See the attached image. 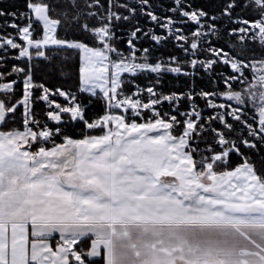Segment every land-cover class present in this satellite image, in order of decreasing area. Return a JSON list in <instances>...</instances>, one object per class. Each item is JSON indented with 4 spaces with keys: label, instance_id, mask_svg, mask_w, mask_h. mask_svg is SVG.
<instances>
[{
    "label": "snow or ice",
    "instance_id": "1",
    "mask_svg": "<svg viewBox=\"0 0 264 264\" xmlns=\"http://www.w3.org/2000/svg\"><path fill=\"white\" fill-rule=\"evenodd\" d=\"M0 53V264H264V0H23Z\"/></svg>",
    "mask_w": 264,
    "mask_h": 264
},
{
    "label": "trees",
    "instance_id": "2",
    "mask_svg": "<svg viewBox=\"0 0 264 264\" xmlns=\"http://www.w3.org/2000/svg\"><path fill=\"white\" fill-rule=\"evenodd\" d=\"M210 2L214 3L215 0H195V3L204 4L205 6H208V4ZM22 3H23V0H0V6H7V5H18V6H20V5H22ZM170 48H171V44L168 45L167 49L162 48L161 50L167 51ZM0 54H2V53H0ZM67 66H68V72L66 73V76L68 77L69 82H71V80L73 79L72 70L74 67L78 66V54H76L75 56L72 53L68 54ZM136 79H137L138 83H140L141 85L146 87L147 86V80L151 79V77H146V76L141 75V76H137ZM61 82H63L62 79H55V80L50 81V83H61ZM186 83H187V81L184 79L183 76L176 77L173 74L166 75L164 77V80H163V86H164L165 90H168V89H181L182 90L181 86L186 84ZM198 83H199V81H198ZM203 84L207 85L208 81L207 80L203 81ZM86 97H87V94H86ZM41 107H42V105H37L38 110ZM100 111H102V106H101L100 102L97 101L93 104L92 107L89 108L88 114L92 115L93 113L100 112ZM41 118H43V117L41 116ZM80 127L81 126L78 125L77 128L75 130H73L74 134L79 135ZM236 161H237V158L234 156L233 162L235 163ZM260 163H261L260 159L257 158L258 166Z\"/></svg>",
    "mask_w": 264,
    "mask_h": 264
}]
</instances>
